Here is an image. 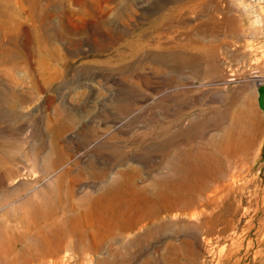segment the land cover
Returning <instances> with one entry per match:
<instances>
[{
	"label": "rangeland",
	"instance_id": "rangeland-1",
	"mask_svg": "<svg viewBox=\"0 0 264 264\" xmlns=\"http://www.w3.org/2000/svg\"><path fill=\"white\" fill-rule=\"evenodd\" d=\"M263 74L264 0H0V227L45 199L105 231L64 264H264Z\"/></svg>",
	"mask_w": 264,
	"mask_h": 264
},
{
	"label": "bare ground",
	"instance_id": "bare-ground-1",
	"mask_svg": "<svg viewBox=\"0 0 264 264\" xmlns=\"http://www.w3.org/2000/svg\"><path fill=\"white\" fill-rule=\"evenodd\" d=\"M256 118L257 114L250 106L236 110L234 113V122L231 124L230 128L225 130V135L228 137L225 148L232 147L236 150H247L251 144L250 136L251 132H253V122H255ZM128 182L130 194H137L138 196L144 197L142 189L131 184L130 180ZM124 196L125 194L117 193L116 189L108 188L99 196V202L104 204L103 200L107 201L114 198H124ZM62 208L64 207H59V205L47 202L45 199L39 203L30 201L23 205V211L25 215H29V219L28 216L21 217L19 222L25 227V232L34 230L36 238L33 241L29 240L30 246L25 245V248L20 252L16 251V246L20 243H25V232L19 230L15 225L6 224L0 227V255L7 260V264H64L63 253L67 243L66 234L68 232L67 229L70 228V225H66V223H73L76 225V228H74L72 232L80 241L87 243L92 241L94 244L100 243L105 236V231L99 233L92 229V232L88 234L79 226L82 216L75 213L67 214L62 211ZM59 212H61V214L63 213L62 215H65L64 217L66 218L59 217ZM207 223L213 224V220H209ZM205 239L207 242L210 240L209 237ZM220 252L219 250V253ZM10 253H13L14 257L7 259Z\"/></svg>",
	"mask_w": 264,
	"mask_h": 264
},
{
	"label": "water",
	"instance_id": "water-1",
	"mask_svg": "<svg viewBox=\"0 0 264 264\" xmlns=\"http://www.w3.org/2000/svg\"><path fill=\"white\" fill-rule=\"evenodd\" d=\"M256 91H257V98H256L257 106H258L259 110L261 111L263 119H264V83L259 84L257 86ZM256 158H257V160L264 161V134H263L262 140H261V142L257 148Z\"/></svg>",
	"mask_w": 264,
	"mask_h": 264
}]
</instances>
